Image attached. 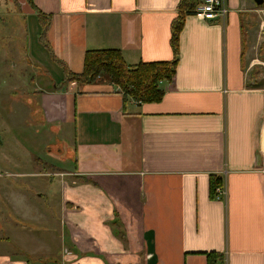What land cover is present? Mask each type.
<instances>
[{"label":"crops","instance_id":"1","mask_svg":"<svg viewBox=\"0 0 264 264\" xmlns=\"http://www.w3.org/2000/svg\"><path fill=\"white\" fill-rule=\"evenodd\" d=\"M179 1L32 0L49 15L35 61L50 75L33 91L32 147L2 154L0 264H208L211 251L216 264H264V86L251 72L264 0H225L223 20L186 15L157 102L106 77L63 83L60 62L79 73L87 50L170 60ZM40 123L63 139L43 144L54 162L36 152ZM60 159L69 168L54 170ZM213 175L224 199L210 196Z\"/></svg>","mask_w":264,"mask_h":264},{"label":"rangeland","instance_id":"2","mask_svg":"<svg viewBox=\"0 0 264 264\" xmlns=\"http://www.w3.org/2000/svg\"><path fill=\"white\" fill-rule=\"evenodd\" d=\"M22 1L0 0V168L3 167L2 169L10 166L1 164L2 154L10 155L5 147L9 148L8 151H14V146L18 144L19 147L15 153L17 157L24 155V149L21 150L22 146L32 147L31 144L35 139L33 126L37 120H40L39 114L35 113L37 107L33 91L35 88L45 87L44 80H46V76L50 75L44 66L36 65L35 61V59L41 60L39 56L43 49L40 47L47 49L43 44L41 22L33 12H27V9L22 10ZM259 25H262L261 28ZM253 26L257 27V40L261 41L259 43L261 63L254 66L251 72L258 75L260 83L264 86V17L253 21ZM52 69L54 72L55 68ZM52 74L55 78H59V75L57 77L56 74ZM39 131V146L36 148L34 145L36 152L43 160L54 162V155L51 154V151L49 152L51 148L43 144L47 138L48 140L50 138L52 142L56 138L61 141L63 139L59 138V134L51 133L48 126H44L42 123H40ZM64 146L66 147V143ZM260 156L264 163V140L263 155ZM61 160L56 163L55 169H52L65 170L69 168V163L63 164ZM0 172L3 171L0 170ZM213 197L215 199L225 198V196L214 194ZM58 223L57 219L52 220L49 224L55 226ZM26 226H31V224L27 223Z\"/></svg>","mask_w":264,"mask_h":264},{"label":"trees","instance_id":"3","mask_svg":"<svg viewBox=\"0 0 264 264\" xmlns=\"http://www.w3.org/2000/svg\"><path fill=\"white\" fill-rule=\"evenodd\" d=\"M203 0H180L177 5V15L171 23L170 46L172 58L166 61L139 62L129 65L123 59L119 50L98 49L87 50L83 60V69L79 73L70 72L62 62H60L65 73L63 83L76 81L84 84L95 82L98 77L104 75L109 81L119 87L123 97H129L138 103H150L161 100L164 94L162 82H171L175 73V68L179 56V35L182 30L185 16L194 14L195 8ZM26 2L36 11L41 22L44 37L49 15L39 11L32 0ZM43 44L47 43L43 38ZM221 182V177L212 176L210 181V196L213 198V191ZM208 264H216L221 255L211 251L206 253Z\"/></svg>","mask_w":264,"mask_h":264},{"label":"built area","instance_id":"4","mask_svg":"<svg viewBox=\"0 0 264 264\" xmlns=\"http://www.w3.org/2000/svg\"><path fill=\"white\" fill-rule=\"evenodd\" d=\"M227 7L225 0H203L194 11V14L202 19H224L227 14ZM214 195L226 196V188L224 183L221 181L214 189Z\"/></svg>","mask_w":264,"mask_h":264},{"label":"water","instance_id":"5","mask_svg":"<svg viewBox=\"0 0 264 264\" xmlns=\"http://www.w3.org/2000/svg\"><path fill=\"white\" fill-rule=\"evenodd\" d=\"M257 5H261L263 3V0H254Z\"/></svg>","mask_w":264,"mask_h":264}]
</instances>
